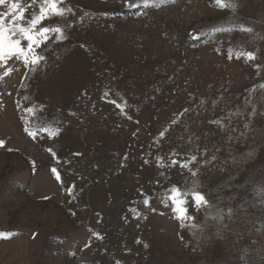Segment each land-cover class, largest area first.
Returning <instances> with one entry per match:
<instances>
[{
	"label": "rangeland",
	"instance_id": "1",
	"mask_svg": "<svg viewBox=\"0 0 264 264\" xmlns=\"http://www.w3.org/2000/svg\"><path fill=\"white\" fill-rule=\"evenodd\" d=\"M19 2L27 26L42 0ZM221 3L236 9L60 0L73 11L37 28L60 27L68 39L50 33L35 72L15 58L0 65V264H264V136L229 142L224 130L238 136L249 120L264 130L246 103L264 112V0ZM249 51L254 60L238 56ZM58 127V136L39 131ZM191 155L196 190L212 206L181 197V220L170 190L192 189L182 167Z\"/></svg>",
	"mask_w": 264,
	"mask_h": 264
},
{
	"label": "snow or ice",
	"instance_id": "2",
	"mask_svg": "<svg viewBox=\"0 0 264 264\" xmlns=\"http://www.w3.org/2000/svg\"><path fill=\"white\" fill-rule=\"evenodd\" d=\"M60 0H42L40 4V11L39 15H34L28 22L27 26L24 24L25 20V8L22 7L19 0H0V6H6L7 11L4 13H0V65H7L8 61L15 58L17 61H21L26 67H29L32 72L36 71V66L42 62L47 60V49L42 48V45L47 41L50 33H58L55 36V41L62 42L66 39H68L67 36L64 35L63 30L60 27L55 28H49V27H40L37 28V25L40 24L41 21L45 19V17H64L65 13H71L73 9L71 7L64 8L59 7ZM161 3L164 2V0H160ZM174 2V0H172ZM37 3V0H31V4L35 5ZM142 3L145 7H147L150 3L155 4V0H142ZM217 3L220 4L221 7L224 8H232L233 11L236 9L235 4H222L221 0H217ZM133 5H129V7H132ZM159 6V5H155ZM85 16L88 15V13H84ZM6 18H10L11 25L9 26L6 23ZM68 27H72V25H68ZM242 32L246 33H252L253 28L248 27L244 28L241 27ZM22 41H27V48L22 46ZM84 45H81L83 47ZM39 51H44V55H39ZM229 54L231 55V49H229ZM238 56L240 57H247L249 60L255 59V54L251 51L249 52H242L239 53ZM12 69L8 68L4 75L7 76L9 73H11ZM261 89H264V84H261L259 86ZM105 95H108V93H105ZM25 99H28V97H25ZM261 103L264 104V97L260 98ZM115 103V102H114ZM203 103V102H202ZM246 103L252 105V111L251 115L255 117L256 115H264V112H258L256 104L253 103L251 99L246 101ZM215 106V102H214ZM117 107H120L117 105ZM29 112L32 111V109H28ZM121 111L123 109L121 108ZM187 111V109H185ZM71 116H76L75 112L69 111L68 113ZM128 119H131L129 116ZM175 123V122H173ZM213 125H218L223 128V125H221L220 119H215L210 121ZM253 125V121L249 120L244 124V129L249 131H241L239 132L238 136H235L231 133H236L237 129L235 128H226L225 131H228L230 134L227 137V140L230 142L233 139H240V138H248L249 135L253 138H255L257 135L264 136V130H258L255 127H250ZM39 131L41 132H47L49 136H58L61 132V128H56L54 131H49L46 128H42ZM30 135H33L30 133ZM161 136H164V132L160 133ZM0 143H3L0 141ZM52 153L53 156L56 155L55 152H52V149L50 148L48 150ZM204 152H207V149H204ZM256 149L253 148L250 152H248L246 155L248 158H251L255 155ZM74 156H81L82 153H74ZM217 159L216 154H213L210 159L204 160V164H211L213 161ZM234 162H237L240 160L239 157L233 156L232 157ZM198 157L197 155H191L190 160L188 163L182 164V167L186 169L190 173L191 183H192V189L189 191L181 192L179 185H176L171 188V195L169 199L171 200L172 204L176 206V211L179 213L178 219L183 220L185 218L187 208L182 207V205H187L189 201L187 199H182L181 197H191L192 201L196 205L197 209L203 204L208 205L211 207L212 205L209 203V199L211 196V193L206 196L203 191L196 190L197 188H202V185L199 184V182L194 179L198 176V171H193L192 168L189 166L192 162H197ZM158 164L160 163V158L157 157ZM147 163V161H145ZM171 164L175 166L177 164V160L173 159L171 161ZM162 166V165H161ZM53 173L57 172L56 168H52L51 170ZM161 176L164 175L163 172L160 173ZM57 179H61L60 175L57 174ZM159 183V181H157ZM188 181H185V186L187 187ZM71 191V189H70ZM143 204L145 206L150 204V200L145 198L143 200ZM244 205L241 204L239 208H243ZM239 210V209H238ZM132 212L135 213L137 217L141 215L140 212L136 211V209H132ZM228 218L231 219L233 216V210L230 208L228 209ZM189 219H195L194 217H189ZM213 219L222 221L224 219L223 214L217 213V216ZM225 227H227L225 225ZM140 241H137L139 243ZM254 243V242H253ZM144 247H148V245H144ZM260 250H258L259 252ZM262 262H264V256L261 257ZM117 264H120L119 261H117Z\"/></svg>",
	"mask_w": 264,
	"mask_h": 264
}]
</instances>
